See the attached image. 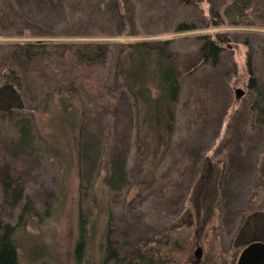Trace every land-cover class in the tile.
I'll list each match as a JSON object with an SVG mask.
<instances>
[{"label":"rangeland","instance_id":"1","mask_svg":"<svg viewBox=\"0 0 264 264\" xmlns=\"http://www.w3.org/2000/svg\"><path fill=\"white\" fill-rule=\"evenodd\" d=\"M43 1L15 6L25 32L39 36L0 35V78L14 84L0 92V224L15 229L19 264H76L78 219L95 227L77 264H104L109 250L117 257L105 264H116L134 238L164 255L165 233L177 249L156 264H193L197 246L198 264H236L245 242L264 243V129L252 123L248 88L250 78L264 85V18L213 26L229 0ZM254 8L264 15V0ZM217 35L227 38L219 62H199L202 37ZM25 41H100L111 52L103 67L84 68L15 53ZM141 42L149 53L166 43L179 83L158 141L138 128L139 101L124 79L125 44ZM59 102L76 118L63 119ZM186 210L191 225L172 227Z\"/></svg>","mask_w":264,"mask_h":264},{"label":"trees","instance_id":"2","mask_svg":"<svg viewBox=\"0 0 264 264\" xmlns=\"http://www.w3.org/2000/svg\"><path fill=\"white\" fill-rule=\"evenodd\" d=\"M17 1L19 0H0V35L25 38L39 36L27 33L23 29L21 22L17 19L19 15L15 7L17 6ZM201 1L202 0H181V2L185 4H197ZM41 2L44 1L41 0ZM50 2H53V0H50ZM254 3L255 0H229L222 8L221 12L217 11V13H215V23L212 25L256 26L258 22L264 18V15H262L258 9L254 8ZM194 28V26L181 24L177 30L191 31ZM71 32L63 34L66 36L78 34ZM202 39L203 43L198 50L200 55L199 62L216 65L220 60V54L223 50L221 45L226 42L227 38L224 35H217L216 40L209 37H202ZM144 44V42L125 44L124 49L129 50L125 58H128L131 62V66L127 70L124 79L127 83H125L126 86L131 90L129 91L131 95L134 94L135 99L137 98V101H139L137 113L139 119H141V126L138 128H142L141 131H146L151 134L152 140L158 141L163 137V133L157 131L156 123L162 122V124H164L166 120H171V105L176 101L179 83L175 78L171 61L167 60L163 53L166 43L163 42V44L159 45L152 53L145 51V49L141 47V45ZM12 46L15 53L25 57L43 58L56 56L60 59L70 57L74 64L84 68L103 67L107 63L111 52L109 43L100 41H25L17 42ZM135 61H137L136 64L134 63ZM135 66H137L138 69H136ZM5 76L7 75H3L0 78V92L2 93L8 85H14L13 83H9ZM150 79H154L153 82L158 90V94L154 98H151L150 92L147 89V84ZM248 88L251 92L249 111L252 116V123L255 127L264 129V85H260L253 78H250ZM59 103L62 112L58 111L55 105L52 106L56 112L58 111V114L60 112V116L63 119L67 120L71 115L73 118H76L71 112H67L66 105L61 102ZM9 111L11 112V110ZM67 114L69 115L66 117ZM71 126L73 125L71 124ZM68 132L69 131H67L65 136L68 135ZM152 153H154V151L151 152V154ZM63 160L67 164L64 158ZM63 160L62 163H64ZM118 168L119 170L123 169L124 175V165L121 164ZM4 178V183L7 188H11L12 183L15 184L14 180L10 179L8 174H5ZM201 186L200 183L197 186V190H201ZM185 213L187 215L185 224L180 226L174 223L172 227L176 229L183 227V229H186L191 225V213L189 214L187 210ZM20 219H22V215ZM90 225L91 223L88 224L87 220L78 219V235L74 246V260L77 263L82 261L87 250L86 246L90 241L88 236L90 238V231L95 227L93 224ZM13 229L14 227L12 226L0 224V264H19L17 244L12 238ZM180 231L181 230H178L177 234H180ZM164 235V255L159 254L153 247H149V243L153 241L141 242V239L137 240V238H134L132 240L133 243L128 244L129 250H127V248L125 249L128 255L123 253L120 259L117 258L116 264H156L157 262L170 260L177 249V237H174L175 235L173 233H165ZM245 244L247 245L249 242H245ZM117 253L118 251L116 250H109L103 257L104 264L105 262L107 263L108 259L117 257Z\"/></svg>","mask_w":264,"mask_h":264},{"label":"water","instance_id":"3","mask_svg":"<svg viewBox=\"0 0 264 264\" xmlns=\"http://www.w3.org/2000/svg\"><path fill=\"white\" fill-rule=\"evenodd\" d=\"M236 92L241 93L240 90ZM194 256L193 264H198L202 258V249L199 246L196 247ZM236 264H264V243L258 241L250 242L241 251Z\"/></svg>","mask_w":264,"mask_h":264}]
</instances>
